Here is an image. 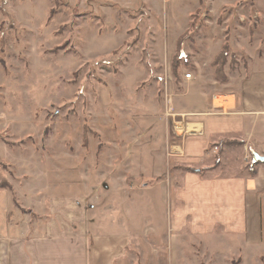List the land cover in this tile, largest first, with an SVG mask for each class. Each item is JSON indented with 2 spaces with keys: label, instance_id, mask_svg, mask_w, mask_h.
<instances>
[{
  "label": "rangeland",
  "instance_id": "obj_1",
  "mask_svg": "<svg viewBox=\"0 0 264 264\" xmlns=\"http://www.w3.org/2000/svg\"><path fill=\"white\" fill-rule=\"evenodd\" d=\"M258 62L264 0H0V187L29 235H44L48 199L68 195L104 234L123 235L104 264H264L216 260L206 238L170 234L158 208L175 184L180 96ZM193 64L208 81L191 85Z\"/></svg>",
  "mask_w": 264,
  "mask_h": 264
},
{
  "label": "crops",
  "instance_id": "obj_2",
  "mask_svg": "<svg viewBox=\"0 0 264 264\" xmlns=\"http://www.w3.org/2000/svg\"><path fill=\"white\" fill-rule=\"evenodd\" d=\"M193 66L191 85L208 81L206 69ZM228 82L207 91L192 88L180 96L185 105L176 109L182 118L181 135L167 145L175 184L169 204L161 199L158 208L170 234L206 238L217 246L209 249L217 254L216 260L264 259V164L248 167L252 149L264 154V63L251 64L245 75L229 77ZM218 146L221 166L215 169ZM186 168L205 173L186 172ZM13 193L0 188V264H104L125 247L123 235H106L103 223L88 219L83 198L70 200L68 195L63 200L48 199L50 217L41 229L44 235L30 236ZM60 205L63 210L57 215ZM148 213L147 227H151Z\"/></svg>",
  "mask_w": 264,
  "mask_h": 264
},
{
  "label": "trees",
  "instance_id": "obj_3",
  "mask_svg": "<svg viewBox=\"0 0 264 264\" xmlns=\"http://www.w3.org/2000/svg\"><path fill=\"white\" fill-rule=\"evenodd\" d=\"M218 58H219V56L217 55V57H216L215 60H214V64L218 61ZM213 66H215V65H213ZM230 145L234 146V145H237V144H232V143H231ZM252 160H253V159H252ZM253 163L257 164V162H255L254 160H253ZM185 171H186V172L196 173V174H199V173L202 172V170H195V169H191V168H186ZM249 174H250V176H252V175H254V172H253L252 170H250V171H249ZM0 188H1V189H4L3 187H0Z\"/></svg>",
  "mask_w": 264,
  "mask_h": 264
},
{
  "label": "water",
  "instance_id": "obj_4",
  "mask_svg": "<svg viewBox=\"0 0 264 264\" xmlns=\"http://www.w3.org/2000/svg\"><path fill=\"white\" fill-rule=\"evenodd\" d=\"M252 158L255 162L257 163H263L264 164V154L262 156L256 154V153H253L252 154Z\"/></svg>",
  "mask_w": 264,
  "mask_h": 264
},
{
  "label": "built area",
  "instance_id": "obj_5",
  "mask_svg": "<svg viewBox=\"0 0 264 264\" xmlns=\"http://www.w3.org/2000/svg\"><path fill=\"white\" fill-rule=\"evenodd\" d=\"M184 79H185V80H189V79H191V75H190V74H186V75L184 76Z\"/></svg>",
  "mask_w": 264,
  "mask_h": 264
}]
</instances>
